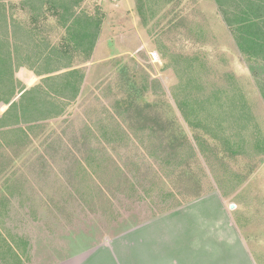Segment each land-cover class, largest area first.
I'll return each instance as SVG.
<instances>
[{"label": "rangeland", "instance_id": "rangeland-1", "mask_svg": "<svg viewBox=\"0 0 264 264\" xmlns=\"http://www.w3.org/2000/svg\"><path fill=\"white\" fill-rule=\"evenodd\" d=\"M82 6L103 22L76 59L79 98L41 129L0 131V264H144L169 237L199 264H264V71L235 57L237 34L213 0ZM45 26L65 46L55 19ZM16 77L38 81L25 67ZM130 77L148 85L139 103L165 97L156 110L172 128L138 130L118 114Z\"/></svg>", "mask_w": 264, "mask_h": 264}, {"label": "trees", "instance_id": "trees-1", "mask_svg": "<svg viewBox=\"0 0 264 264\" xmlns=\"http://www.w3.org/2000/svg\"><path fill=\"white\" fill-rule=\"evenodd\" d=\"M84 1L0 0V105L7 107L0 115V131L41 129L51 120L63 117L67 108L79 98L85 74L76 59L88 58L92 54L103 22L99 9L93 14L84 11ZM213 2L226 27L241 39L260 40L252 49L254 54L264 53L260 44L264 39V0ZM17 11L23 12L25 19L16 17ZM50 17L63 30L65 46L53 45L44 37L48 35L45 23ZM249 65L252 71H264V63ZM23 67L38 79L31 87H26L16 77V72ZM130 79L121 83L114 98L113 107L118 114L124 113L133 127L141 124L137 126L138 130L161 135L167 126L172 128V123L164 121L166 116L156 110L157 104L166 101L165 97L157 96L156 99L160 97L162 100L157 99L151 104L139 103L141 92L145 93L148 85L136 77ZM259 89L264 90L263 87ZM146 108L155 115L149 117ZM98 133L100 139L109 136L108 131L100 128V131L96 129L95 138ZM96 143L101 145L99 139ZM58 146L65 149L60 144ZM72 152L68 149L70 157L74 158Z\"/></svg>", "mask_w": 264, "mask_h": 264}, {"label": "crops", "instance_id": "crops-1", "mask_svg": "<svg viewBox=\"0 0 264 264\" xmlns=\"http://www.w3.org/2000/svg\"><path fill=\"white\" fill-rule=\"evenodd\" d=\"M235 36L236 37L234 38V40H235L236 44L234 43V45L232 47L234 48L235 57L238 58L239 61H241V63H243V64L246 62H248V63H264V53L254 54L255 50L252 49L253 46H255L254 44L259 42L260 40H255V39L253 40L252 39V41L249 40L250 41L249 42L248 38L242 37V39H241L238 35H235ZM262 41H263V43H260V44L263 45V50H264V39ZM262 52H264V51H262ZM35 79H37V78H35ZM26 87H28V86L26 85ZM259 93H260V96L264 98V90L261 91L259 89ZM3 107H4V111H5L7 107L2 106V108ZM164 240H166V239H164ZM184 243H185V241L184 242L182 241V237L179 239L169 237L168 241L166 243H164V248L162 250V253L161 252L157 253L156 249L155 250L149 249L150 254H148V261H147V263H144V264H197V263L199 264L201 261L198 258V256L195 257L196 259H194V260L193 259L189 260L188 258L184 257V256H191V254H194V256L197 255L195 248L188 247V246L184 247L183 246ZM210 257H211L210 258L211 260H215V258L212 255ZM117 264H121V262H119ZM137 264H143V263L138 262Z\"/></svg>", "mask_w": 264, "mask_h": 264}]
</instances>
